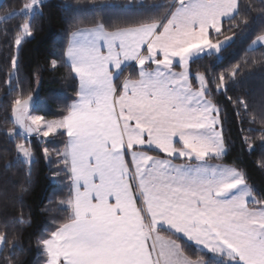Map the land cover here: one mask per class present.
<instances>
[{
  "label": "snow or ice",
  "instance_id": "1",
  "mask_svg": "<svg viewBox=\"0 0 264 264\" xmlns=\"http://www.w3.org/2000/svg\"><path fill=\"white\" fill-rule=\"evenodd\" d=\"M47 6L22 0L0 15L13 48L4 80L6 95H14L5 122L13 126L4 136L15 155L4 169H23L22 203L37 162L35 138L68 187L57 205L63 215L37 240L35 264H264V189L224 163L228 117L216 99L231 103L240 133L254 131L243 127L257 121L248 100L227 94L242 64L264 67V0H92L90 16L80 0L66 2L71 30L49 66L66 67L76 87L51 119L37 114L20 75L23 44ZM257 25L245 56L217 73L233 38ZM206 58L215 59L193 71ZM32 75L39 83V68ZM54 143L63 147L48 146ZM240 143L253 148L249 136ZM257 164L264 169V158ZM14 223L30 219L21 211ZM24 252L0 223V264H20Z\"/></svg>",
  "mask_w": 264,
  "mask_h": 264
},
{
  "label": "trees",
  "instance_id": "2",
  "mask_svg": "<svg viewBox=\"0 0 264 264\" xmlns=\"http://www.w3.org/2000/svg\"><path fill=\"white\" fill-rule=\"evenodd\" d=\"M76 3V0H46L48 5L44 8L43 19L37 18V27L34 37L23 44L21 56L22 77H27L25 84V94L28 89L32 90L35 100L37 114L46 115L49 119L54 118L61 110L64 103L69 101L75 93V82L68 77L66 67H58L53 70L49 66L51 59H59L69 27V16L64 10L65 3ZM92 0H80L83 11L86 15H92V9L87 7ZM115 3L123 5L125 0H113ZM255 3L256 0H253ZM22 0H3L0 4V15L3 10L9 7H19ZM103 12H117L120 9H103ZM255 14V13H254ZM19 23V18L9 22L8 27ZM259 31V26L251 33H238L233 39L235 43L224 52V59L215 68L218 73L224 68L240 61L245 56L244 49L250 40L254 38ZM11 33L5 36L0 33V223L6 222L9 232L17 235L21 246L25 252L19 254L20 264H35L34 254L37 248V240L41 238V233L45 229L53 227V221L63 215L57 207L59 198L67 195V182L62 178L53 176L56 168L55 164L49 165L43 157L40 143L33 138L34 150L37 157L32 175L31 185L26 193H23V202L21 203L17 196L20 194V187L25 183V173L21 168H12L7 171L4 165L15 155L14 144L9 142L4 133L13 125L11 122H5V116L11 117V105L14 95H6V86L4 80L10 67V56L12 54ZM259 59V50L252 54ZM215 58L199 61L193 65V71L197 68L203 71L205 66L213 63ZM251 61V56L249 57ZM39 68V83L32 75ZM244 69L239 83L235 85L227 95L235 97L244 95L249 102L250 109L257 116L255 123H244L245 129H254L252 132H239V125L235 121L234 110L231 103L225 96H217L216 99L223 109L224 115L228 117L225 131L230 138V154L224 163H236L244 169L249 177V182L258 189H264V169L258 167L257 162L264 158V143L259 139L261 128L264 124L260 121L261 113L264 112V67L257 65L255 67L242 64ZM249 136L253 142V148L242 147L240 137ZM49 147H60L61 143L48 145ZM53 201V203H49ZM23 211L26 219L30 223L23 225L15 224V219ZM2 260V256H0Z\"/></svg>",
  "mask_w": 264,
  "mask_h": 264
},
{
  "label": "crops",
  "instance_id": "3",
  "mask_svg": "<svg viewBox=\"0 0 264 264\" xmlns=\"http://www.w3.org/2000/svg\"><path fill=\"white\" fill-rule=\"evenodd\" d=\"M3 0H0V4L2 3Z\"/></svg>",
  "mask_w": 264,
  "mask_h": 264
}]
</instances>
